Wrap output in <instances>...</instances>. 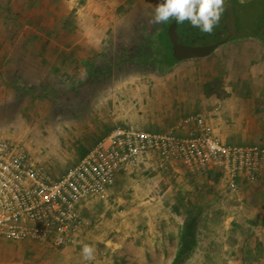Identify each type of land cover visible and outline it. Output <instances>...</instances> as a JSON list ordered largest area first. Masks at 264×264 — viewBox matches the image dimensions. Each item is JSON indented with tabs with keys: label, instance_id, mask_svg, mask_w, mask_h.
Here are the masks:
<instances>
[{
	"label": "rangeland",
	"instance_id": "rangeland-1",
	"mask_svg": "<svg viewBox=\"0 0 264 264\" xmlns=\"http://www.w3.org/2000/svg\"><path fill=\"white\" fill-rule=\"evenodd\" d=\"M155 1L162 2H131L119 15L115 0H0L22 22L9 30L0 18V137L21 142L29 160L53 178L105 127L165 131L200 112L226 143L262 137L250 131V106L248 116L235 113L242 103L237 77L250 73L240 66L246 43L238 45L240 54L223 44L210 57L161 64L138 51L170 21L150 22ZM240 3L235 36L248 35L264 48L260 3ZM261 137L254 143L264 146ZM152 166L156 177L135 174L143 167L119 173L112 190L123 200L99 199L98 208L85 213L95 221L86 237L95 263L108 264L115 254L104 240L127 244L143 237L140 261L122 264H171L188 221L195 232L187 235L193 241L181 264H264V224L250 215L253 181L232 191L216 170L193 172L178 162L165 170ZM127 191L137 196L130 200ZM62 247L0 236V264H95L82 255L76 262L73 246Z\"/></svg>",
	"mask_w": 264,
	"mask_h": 264
},
{
	"label": "built area",
	"instance_id": "built-area-1",
	"mask_svg": "<svg viewBox=\"0 0 264 264\" xmlns=\"http://www.w3.org/2000/svg\"><path fill=\"white\" fill-rule=\"evenodd\" d=\"M152 160L161 170L175 162L193 172L216 170L232 191L264 179V146L225 143L200 112L165 131L114 126L56 178L29 160L21 142L0 137V236L55 247L73 243L88 225L81 201L107 196L119 173Z\"/></svg>",
	"mask_w": 264,
	"mask_h": 264
},
{
	"label": "crops",
	"instance_id": "crops-1",
	"mask_svg": "<svg viewBox=\"0 0 264 264\" xmlns=\"http://www.w3.org/2000/svg\"><path fill=\"white\" fill-rule=\"evenodd\" d=\"M112 1H114V0H112ZM148 1L151 2V0H115V2H114L115 6H114L113 10L114 11L116 10V12L119 11V12H117V14L122 15L123 10H127V8H129L128 5H131V2L133 5H136L139 7L140 4H142V6H146ZM237 1L242 2L244 0H237ZM150 4L151 3H149L148 6ZM152 5H153V9H154V7H156V1H155V4L153 2V4H151V6ZM114 11H113V13H111V15H116ZM147 13L150 15H153V14H155V10L149 11ZM120 17L122 20V16H120ZM234 23H235V21H234ZM113 25L115 26V23ZM235 31H236V24H235L233 35H234ZM230 38L224 44H226L227 47L233 49L235 52H238L237 54H240L239 51H242V50H240V48H237V47H239L238 45L242 44L243 42L246 43L245 44L246 48H242V49H243V51L246 50L245 52L247 53V55L242 57L243 54H240V56H239L240 63H241L240 66L241 67L243 66V68H247V66H248L250 68V73H249L248 77H245L244 74H241V76L239 75V77H237V78H239L238 79L239 81L236 83L234 82L235 84L240 85L238 92H239L240 100L242 101L240 106L237 109H235V113H237L238 116H248V114L245 111L250 106V109H249L250 110V117H251L250 118V131L253 133L264 134V48H262L261 44H257V43L253 44V43H255L254 40L252 41L248 35H246V36H239L238 35V36H235L231 39ZM241 41H243V42H241ZM222 45L218 46L211 54L213 55V53H215V51L219 50L220 49L219 47H221ZM237 50H239V51H237ZM211 54H209V55L211 56ZM209 55L204 56L202 58L210 57ZM199 58H201V57H199ZM247 59H248V63H247ZM241 61H243V62H241ZM237 67H239V66H237ZM237 78H236V80H237ZM243 85L247 86V87L243 88ZM260 137L261 136H259L258 138H255L254 136H252V138H249L251 140L250 143H241V144H251V143L257 142V140H260L259 139ZM262 137H263V139H261V141L264 144V135ZM223 141L225 142V139ZM228 144H236V143H230L229 142ZM256 144H258V143H256ZM152 164H154V160L150 161L148 164L141 165L140 168L143 167L142 169H144V170L143 171L140 170V172H136L135 174H137L138 176L140 174H143V175H149V176L156 177V174H154L155 169L152 166ZM253 182L254 183L251 184V188L253 187L252 191H251V198H252V194L254 195V199L251 200V206H250L251 222H253V223L255 222L258 224H264V179L256 180ZM116 193H118V191L114 192L112 190V187H110L108 190V194L106 196L107 199H103L101 196H90V197H87L84 200H82L81 203L79 204L80 212L82 213V215L84 212L85 218L88 221V225L86 227L87 230L84 228V231L80 235H78V237L76 238V240L72 244L64 246V247L73 246V250H75L74 255L76 256V259H75L76 262L81 261L80 257L82 255L81 254L82 247L88 241L86 239V237L88 236L89 232L91 230H93V227L95 226V221H94L93 217H90V216L86 215L85 213L86 212H94L98 208L97 205H99L98 204L99 199L103 203H106L105 202L106 200H112L113 204L115 203L114 198H117V200L119 199V201H122L123 199L121 200L120 197L118 196V194H116ZM124 195L127 198H129L130 200H132L134 197L137 196L136 193H132L129 191H127ZM130 196H131V198H130ZM129 202H131V201H129ZM109 205L110 204H108L107 207H109ZM112 207L113 206H111V209H113ZM88 228H89V230H88ZM93 241L95 242V240H93ZM104 243L107 245V247L111 246V251H113L115 253L114 255L111 254L109 256L110 258H109L108 264H122V262L135 261L136 259L139 262L141 255H143V253H144V245L147 242H145L144 238L141 237L139 239L134 238L133 241L127 242V244H124L122 241H120L118 244L117 243H111L108 240H104ZM148 244L153 245V242H151V240H150V241H148ZM123 245H125V246H123ZM64 247H62V248H64ZM153 250H154V248H153ZM90 261L95 263V261L93 259ZM95 264H98V263H95Z\"/></svg>",
	"mask_w": 264,
	"mask_h": 264
},
{
	"label": "trees",
	"instance_id": "trees-1",
	"mask_svg": "<svg viewBox=\"0 0 264 264\" xmlns=\"http://www.w3.org/2000/svg\"><path fill=\"white\" fill-rule=\"evenodd\" d=\"M230 1L232 2L233 20L236 21L237 16L241 11V8H243L244 6H241L242 4L237 0H230ZM252 1L255 0H251V2ZM258 3H260L258 10L259 17L260 19L262 18L264 20V0H258ZM2 8H4V11L1 12L0 18L5 23L6 25L5 27L7 29L9 28V30L19 29L22 23L19 22L20 14L18 12L12 13V9L10 7L5 6L0 2L1 11ZM5 11H8V13H10V16L6 14ZM226 20H227V9L225 7V10L219 21V24L213 29V32L211 34H206L200 31V29L198 28H193L188 21H185L183 23H177L176 20L173 18L156 33V38H151L148 44H141L139 46L140 48H138V51L144 54L145 56H148L151 59H155V60L157 59V61H159V63L161 64L166 63L165 65H172L180 60L174 58L172 55V49H171L172 43L167 33L168 25L171 22L173 21L176 22V32L178 34L179 41L183 43L196 45V44L212 43L218 39L225 37L228 33ZM233 37H235V34L231 38ZM156 39L158 41H156ZM156 56H158L159 58H156ZM112 128L113 127H105L101 131V133L93 139L92 143L89 146H81L78 159L75 162H77L100 137L104 136ZM151 130L161 131L159 129H151ZM65 171L66 170H64V172ZM181 227L182 228L179 235V243L171 264H181L184 261L185 258L184 256L188 253V249L190 247V242L193 241V238L188 239L187 235L195 232L194 224L185 221Z\"/></svg>",
	"mask_w": 264,
	"mask_h": 264
},
{
	"label": "clouds",
	"instance_id": "clouds-1",
	"mask_svg": "<svg viewBox=\"0 0 264 264\" xmlns=\"http://www.w3.org/2000/svg\"><path fill=\"white\" fill-rule=\"evenodd\" d=\"M226 5L227 0H162L150 22L159 24L174 18L177 23L188 21L193 28L211 34ZM95 252L94 246L84 244L81 253L84 261L94 259Z\"/></svg>",
	"mask_w": 264,
	"mask_h": 264
},
{
	"label": "water",
	"instance_id": "water-1",
	"mask_svg": "<svg viewBox=\"0 0 264 264\" xmlns=\"http://www.w3.org/2000/svg\"><path fill=\"white\" fill-rule=\"evenodd\" d=\"M226 9H227L226 25H227L228 33L225 37L218 39L212 43L195 45V44H188L179 41L178 34L176 32V22L175 21L171 22L168 25L167 33L172 43L171 49H172L173 57L178 60L204 57L211 54L218 46L227 42L228 39L233 35L235 28V23L233 20V12H232V3L230 0H227Z\"/></svg>",
	"mask_w": 264,
	"mask_h": 264
}]
</instances>
